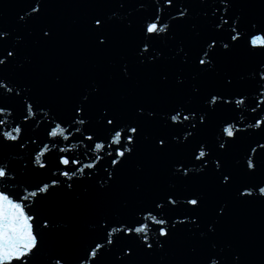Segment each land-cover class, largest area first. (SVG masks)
<instances>
[{
    "label": "snow or ice",
    "instance_id": "snow-or-ice-1",
    "mask_svg": "<svg viewBox=\"0 0 264 264\" xmlns=\"http://www.w3.org/2000/svg\"><path fill=\"white\" fill-rule=\"evenodd\" d=\"M51 2L27 0V10L17 14L18 23L26 26L40 22ZM109 2L114 5L109 12L90 14L84 22L93 48L110 51L120 39L118 32L133 34L131 63L160 68L156 86L174 89L186 99L172 104L163 113L136 103L127 118L119 106L105 101L93 114L92 107L105 93L101 83L94 81L73 100L69 118L60 119L52 107L37 101L32 85H21L7 75L10 68L24 66L18 63V57L26 37L20 31L0 26V152L16 149L23 160L21 150H26L23 131L31 125L36 128L43 125L49 139L47 143L37 144L38 138L27 137V142L36 147L28 153L27 163L23 165L25 172L39 176L47 173V179L39 180L31 190L24 186L19 194L0 188V264H41V260L44 264H138L140 257L168 256L170 242L179 233H187L194 241L179 264H245L244 252L218 237L233 204L264 205V107H261L264 105V20L245 24L242 12L236 10L242 5L240 0H199L198 10L191 0ZM148 8L152 10L150 14ZM194 16L208 24L205 31L190 23ZM186 23H190L194 33L191 42L179 40L174 30ZM40 33L42 39H51L53 27L42 26ZM160 41L166 47H158ZM238 52L249 61L246 73L221 72V64ZM169 66L177 68L174 78L169 74ZM185 68L191 69L188 75ZM117 74L123 82L134 79L129 60H120ZM209 77L217 78V87H204L203 82ZM238 81L247 82V93L238 90ZM56 83H62L60 75ZM253 93L259 99L253 100L249 111L255 115L247 123L243 117L237 121L233 115L231 122L224 120L220 125L214 146L197 139L215 113L220 110L235 113L246 105V96ZM5 100L19 103L21 122L9 126L5 117H13L16 109L4 103ZM156 122L171 129L172 135L150 134L148 128ZM100 130L105 135L100 136ZM75 133L85 149L82 156L68 155L75 145L59 146L60 138L77 139ZM244 135L258 138L248 144L239 159L229 164L226 155ZM141 140L150 141L153 156L170 158L167 175L175 182L162 187L127 218L98 217L89 225L92 238L77 250L46 248L45 236L61 228L67 231L69 225H59L47 215L32 214L31 206L57 191H74V184L82 179H96L92 171L86 170L100 171L98 165L104 156L98 153L109 158L99 188L110 190L118 180L120 168L136 156ZM54 149L59 154L53 170L48 154ZM180 149L185 150V155L171 158ZM136 172L143 175L145 166L137 163ZM16 180L10 166L0 160V184ZM202 180L207 181L206 188L180 190L177 186ZM140 190L141 186L137 185V191Z\"/></svg>",
    "mask_w": 264,
    "mask_h": 264
},
{
    "label": "water",
    "instance_id": "water-1",
    "mask_svg": "<svg viewBox=\"0 0 264 264\" xmlns=\"http://www.w3.org/2000/svg\"><path fill=\"white\" fill-rule=\"evenodd\" d=\"M129 2L135 3V0H129ZM144 2L150 3V0H144ZM191 2L198 10L199 0H191ZM240 2L242 5L238 6L236 10L242 12L245 24L249 21L261 22L264 20V0H240ZM113 7L114 5L109 0H52L48 5L46 16L40 22H30L25 26L18 23L17 14H23L22 10H27V0H0V26L20 31L26 37V43L18 57V63L24 66L10 68L7 75L21 85H32V94L37 101L52 107L57 116L64 120L69 118L72 102L79 92L94 81L101 83L105 93L92 107L93 114L96 107L105 101L119 106L122 115L127 118L130 115L131 107L136 103H143L147 107L156 108L163 113L166 108L177 101L185 100L186 97L174 89H160L156 86L157 73L161 70L160 68L136 66L131 63L133 34L118 32L120 39L110 51L99 52L93 48L91 40L84 30V22L88 15L107 13ZM151 11V8L147 9L148 14ZM136 19L138 27L140 17L138 16ZM190 23L198 24L201 31H205L208 27L203 19L195 16ZM190 23L177 26L174 29L179 40L185 42L194 40ZM45 25L53 27L54 34L51 39L41 38L40 28ZM158 47H166L165 42L160 41ZM121 59L130 61L134 71L132 81L123 82L119 79L117 66ZM29 60L30 63H28ZM248 63L247 58L238 52L233 57L226 59L219 70L221 72L231 71L234 75L245 74ZM168 70L172 76L177 68L169 66ZM190 71L191 69L185 68V75H188ZM57 75L62 77V83L59 85L56 83ZM203 85L205 88H215L218 86V80L216 77H209L203 82ZM238 90L247 93V82L238 81ZM254 99H259L254 93L251 96H246V105L241 106V109L235 113L229 110H220L215 113L208 127L202 130L197 139H203L214 146L216 136L220 132V125L224 120L231 122L233 115L237 117V121L243 117L247 123L255 115L249 111L253 106ZM4 103L11 104L16 109L13 117H5L9 120V126L21 122L19 103L7 100ZM62 127L67 128L68 125L62 124ZM74 127L81 126L75 125ZM148 131L150 134L172 135V130L159 122L150 125ZM98 134L105 135L102 130ZM23 136L26 140V150H21L23 151V160L19 158L16 149H4L0 152V160L7 163L17 176L16 181L0 184V188H7L17 194L22 192L24 186H29L31 190L39 180L47 179V173L44 176H39L30 171L25 172L23 167L27 163L28 153L36 147V145L27 142V137L38 138L37 144H40L41 141L49 142L43 125L39 128H36L35 125L25 127ZM75 136L77 139L70 138L69 141H63L60 138L59 146L72 147L75 145L68 155L82 156L85 151L84 146L80 143L79 134L75 133ZM257 138L248 135L242 136L226 155L229 164H233L239 159L248 144ZM225 139L227 138L225 137ZM87 143L90 142L84 141V144ZM53 153L48 154V159L54 170L56 155L59 153H56L55 149ZM98 154L104 156L98 165L100 171L86 170V172L92 171L96 179H82L74 184V191H57L48 199H41L31 206L32 214L47 215L59 225L65 223L69 225L67 231L61 228L48 233L44 242L46 248H57L70 252L77 250L92 238L89 225L94 223L98 217L107 215L114 218H127L137 208L148 202L149 198L162 187L175 182L167 175L170 158L153 156L150 151V141L141 140L138 143L136 156L120 168L117 182L110 190L101 191L99 179L105 175L103 168L109 166V158L104 153ZM184 155L185 150L180 149L174 151L171 158H182ZM83 162L90 161L84 160ZM137 163H142L145 166L143 175L136 172ZM137 185L141 186L140 191H137ZM177 186L180 190L184 188L194 190L206 188L207 181L202 180L191 185L178 184ZM150 227L155 226L150 225ZM149 235L151 236L152 233ZM218 238L222 242H230L242 250L245 264H264V205L233 204L230 217L221 228ZM192 243L194 241H191L187 233H179L170 242L168 256L163 259L159 255L140 257L138 264H179L181 260L185 259L186 250ZM41 264H44L43 260H41Z\"/></svg>",
    "mask_w": 264,
    "mask_h": 264
}]
</instances>
